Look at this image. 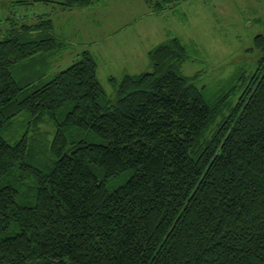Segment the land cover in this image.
Here are the masks:
<instances>
[{
  "label": "trees",
  "instance_id": "trees-1",
  "mask_svg": "<svg viewBox=\"0 0 264 264\" xmlns=\"http://www.w3.org/2000/svg\"><path fill=\"white\" fill-rule=\"evenodd\" d=\"M39 16L0 38V264H264V33L254 68L214 90L169 37L149 71L111 77L113 103L88 50L51 73L68 43Z\"/></svg>",
  "mask_w": 264,
  "mask_h": 264
},
{
  "label": "rangeland",
  "instance_id": "rangeland-1",
  "mask_svg": "<svg viewBox=\"0 0 264 264\" xmlns=\"http://www.w3.org/2000/svg\"><path fill=\"white\" fill-rule=\"evenodd\" d=\"M57 1L0 0V38L11 28L37 23L39 14L48 15L56 35L68 43V48L52 60L51 73L66 69L88 50L97 61L98 79L113 103L117 94L111 77L119 80L125 74L149 71V51L169 37H179L188 46L181 73L197 75V86L214 90L238 69L254 68L259 53L247 49L253 47L256 34L264 33V24L257 22L262 19L264 23V0H100L75 9H62ZM157 2L165 3L161 12L151 7ZM40 130L49 132L50 140L56 133L48 116ZM19 132L7 135L20 139L24 128ZM83 139L102 141L92 133L84 134ZM22 174L27 177L26 172ZM129 176L128 170L109 177L107 187L112 190Z\"/></svg>",
  "mask_w": 264,
  "mask_h": 264
},
{
  "label": "crops",
  "instance_id": "crops-1",
  "mask_svg": "<svg viewBox=\"0 0 264 264\" xmlns=\"http://www.w3.org/2000/svg\"><path fill=\"white\" fill-rule=\"evenodd\" d=\"M60 58H62V57L60 56Z\"/></svg>",
  "mask_w": 264,
  "mask_h": 264
}]
</instances>
